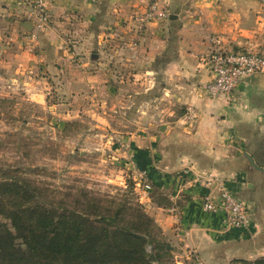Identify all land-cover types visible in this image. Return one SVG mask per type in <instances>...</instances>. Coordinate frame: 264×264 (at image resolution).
I'll return each instance as SVG.
<instances>
[{
  "label": "crops",
  "instance_id": "0c3cea01",
  "mask_svg": "<svg viewBox=\"0 0 264 264\" xmlns=\"http://www.w3.org/2000/svg\"><path fill=\"white\" fill-rule=\"evenodd\" d=\"M147 1L44 0L48 25L41 31H28L21 24L30 22L32 0H0V76L6 75V81L12 82L8 91L19 86V79L25 76V72H33L34 62L47 63L51 58V65L59 60L64 62L63 66L68 63V57L60 50L62 38L59 31L67 33L69 40L78 38L80 46L98 52L92 58L93 63L69 69L61 76L60 72L54 71L58 89L74 94L79 90L88 91L93 86L99 87L107 75L101 70L106 56L112 61L130 60L126 49L132 45V37L122 20ZM167 2V20L150 23L142 47H139L146 55V61L160 58L158 97L160 100L169 99L172 104L168 108L170 117L151 125L170 126L172 131L158 135L151 132L148 140L152 147L157 141L169 143V149L174 146L172 143L188 145L182 151L193 155V172L214 173L216 158H220L222 163L219 166L222 165L229 177L237 175L244 181L241 184L242 181L232 179L227 185L252 204L251 229L254 235L238 239L236 233L221 232L224 214L222 211L210 213L202 210L199 187H190L189 191H184L186 198L179 200L180 223L186 233L172 231L176 217L171 214L158 213L157 220L169 237H186V242L199 251L205 253L210 249L214 255L219 254L221 260H215L213 264H239L233 260L264 254V73L246 77L230 93L213 96L205 85L212 77L209 56L213 50V37H218L226 49L264 54L263 25L259 22L263 3L260 0ZM32 32L36 36L35 42ZM116 35H122V40ZM33 44H38V56L33 51ZM116 46L113 54L109 47L114 49ZM45 63H41L44 70ZM86 67L95 69L87 72ZM152 70L149 67L146 74ZM28 86V90L33 91V98L41 100L35 86L32 83ZM152 90L151 86L148 87L150 93ZM159 104L161 106V101ZM190 104L198 111L192 131L185 127L180 129L184 107H180L179 114H174L180 105ZM176 153V158L180 154L183 159L187 157L185 153ZM156 155L159 160L168 157L164 153ZM246 155L252 158L253 164ZM203 158L207 160L204 162ZM166 164L168 161L165 167ZM212 187L213 184L208 190Z\"/></svg>",
  "mask_w": 264,
  "mask_h": 264
},
{
  "label": "rangeland",
  "instance_id": "374dc122",
  "mask_svg": "<svg viewBox=\"0 0 264 264\" xmlns=\"http://www.w3.org/2000/svg\"><path fill=\"white\" fill-rule=\"evenodd\" d=\"M148 3L149 0L135 7L130 16L122 20L132 37V45L126 49L130 60L112 61L110 56H106L101 70L107 75L99 87L93 86L88 91L79 90L74 94L58 89L54 71L60 72L61 76L69 69L93 63L92 58L98 52L96 48L93 51L80 46L76 37L69 40L64 31H59L62 38L60 50L69 60L64 66L61 60L51 65L50 58L47 63L41 62L47 65L44 70L40 62H34L33 72H25V76L19 79V86L12 91H8L12 82L6 81V75L3 78L0 76V166L34 180L49 199L69 203L80 189H86L104 206H110L108 213L126 203L127 208H121L120 212L126 223L136 221L129 214L132 207L141 209L152 219L154 227L151 232L155 239H162L170 250V256L163 259L165 264H213L215 260H221L219 254L214 255L210 249L205 253L199 251L186 242V237L175 239L166 235L157 220L158 213L175 216L177 229L174 225L172 231L186 233L180 223L179 200L186 198L184 191H189L190 187H199L200 203L204 194L217 200L220 189L225 188L248 205L250 217L252 204L230 189L229 180L240 182L243 179L237 175L229 177L222 170V165L219 166L222 163L220 158H216L214 173L193 172V155L182 151L188 145L172 143L174 146L169 149V143L160 144L157 141L152 147L149 142L151 132L158 135L172 131L170 126L151 125L154 121L170 117L171 110L168 108L172 104L169 99L160 100L158 97L160 58L146 61V55L141 50L150 23L139 28L135 15L143 12ZM121 37L116 35L120 40ZM37 46L33 44V51L38 56L40 49ZM109 48L115 54L117 46ZM149 67L153 70L146 74ZM94 69L86 67L85 70ZM28 83L35 86L41 100L33 98V91L27 88L30 87ZM150 86L153 89L151 93L148 91ZM180 107H184L180 129L194 130L197 109L191 104L180 105L174 114L180 113ZM191 112L193 117H189ZM66 121L77 123L63 132L61 130ZM176 152L185 153L188 158L183 159L181 154L176 158ZM156 153H164L168 157L159 160ZM205 160L203 158L202 161ZM166 161L168 164L165 167ZM212 184L213 187L208 190ZM222 212L221 232L236 233L238 239L254 235L251 225L248 228L229 225L225 212ZM146 249L150 251V246ZM233 262L264 264V254L234 259Z\"/></svg>",
  "mask_w": 264,
  "mask_h": 264
},
{
  "label": "trees",
  "instance_id": "16d2710c",
  "mask_svg": "<svg viewBox=\"0 0 264 264\" xmlns=\"http://www.w3.org/2000/svg\"><path fill=\"white\" fill-rule=\"evenodd\" d=\"M76 123L66 121L61 131ZM11 172L0 166V264H165L170 256L141 209L132 207L136 221L126 223V203L108 213L86 189L69 203L49 199L34 180Z\"/></svg>",
  "mask_w": 264,
  "mask_h": 264
},
{
  "label": "built area",
  "instance_id": "2783aa9c",
  "mask_svg": "<svg viewBox=\"0 0 264 264\" xmlns=\"http://www.w3.org/2000/svg\"><path fill=\"white\" fill-rule=\"evenodd\" d=\"M261 2L263 10L259 14V22L263 25L264 33V0ZM167 3V0H149L146 9L135 15L137 26L142 28L151 22L159 23L166 20L169 16ZM29 18L33 31H41L48 25L49 15L44 0H32ZM31 37L35 38L34 32ZM211 41L213 50L209 60L212 77L205 85L210 95L230 93L246 77L255 73H264V54L226 49L222 47L218 37H213ZM193 116L191 112L189 117ZM201 204L205 211L214 212L218 209L224 211L225 220L235 228H248L251 225L248 205L225 188L220 189L217 200L209 194H204Z\"/></svg>",
  "mask_w": 264,
  "mask_h": 264
},
{
  "label": "water",
  "instance_id": "95a60500",
  "mask_svg": "<svg viewBox=\"0 0 264 264\" xmlns=\"http://www.w3.org/2000/svg\"><path fill=\"white\" fill-rule=\"evenodd\" d=\"M21 25H22L23 28H25L28 31H31L32 28H33L32 23L31 22H28V21L22 22ZM246 156L250 160V162L253 164L252 158L250 156H248V155H246Z\"/></svg>",
  "mask_w": 264,
  "mask_h": 264
}]
</instances>
